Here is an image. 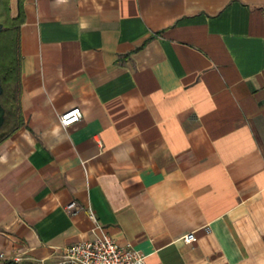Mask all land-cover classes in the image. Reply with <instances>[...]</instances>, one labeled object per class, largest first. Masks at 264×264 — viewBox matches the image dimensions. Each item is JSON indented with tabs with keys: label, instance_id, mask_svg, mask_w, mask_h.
<instances>
[{
	"label": "crops",
	"instance_id": "obj_1",
	"mask_svg": "<svg viewBox=\"0 0 264 264\" xmlns=\"http://www.w3.org/2000/svg\"><path fill=\"white\" fill-rule=\"evenodd\" d=\"M8 2L23 124L0 142V264L92 239L88 208L146 264H264V0Z\"/></svg>",
	"mask_w": 264,
	"mask_h": 264
},
{
	"label": "built area",
	"instance_id": "obj_2",
	"mask_svg": "<svg viewBox=\"0 0 264 264\" xmlns=\"http://www.w3.org/2000/svg\"><path fill=\"white\" fill-rule=\"evenodd\" d=\"M82 116L78 106L69 108L58 116L60 126L67 128L78 122ZM68 210L75 208L71 202L66 207ZM88 217L94 223L92 239L78 241L62 249L57 259L52 264H146L145 254L133 248L130 244H118L99 224L91 209L88 208ZM185 243L196 241L194 232H189L182 237ZM5 257L0 252V259ZM14 262H20L21 257H11Z\"/></svg>",
	"mask_w": 264,
	"mask_h": 264
},
{
	"label": "trees",
	"instance_id": "obj_3",
	"mask_svg": "<svg viewBox=\"0 0 264 264\" xmlns=\"http://www.w3.org/2000/svg\"><path fill=\"white\" fill-rule=\"evenodd\" d=\"M8 0H0V142L23 124L19 114L18 30L21 7L10 17Z\"/></svg>",
	"mask_w": 264,
	"mask_h": 264
}]
</instances>
